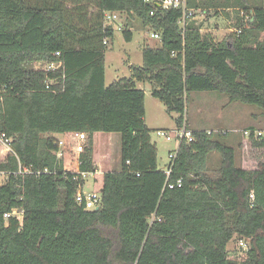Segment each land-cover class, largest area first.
Instances as JSON below:
<instances>
[{
    "label": "trees",
    "instance_id": "16d2710c",
    "mask_svg": "<svg viewBox=\"0 0 264 264\" xmlns=\"http://www.w3.org/2000/svg\"><path fill=\"white\" fill-rule=\"evenodd\" d=\"M186 7L193 15L181 25V9L143 0H0V133L11 139L0 170L19 163L50 170L11 174L0 185V264H264V125L248 136L261 150L254 169L235 164L226 134L192 129L167 176L145 124L144 90L136 87L148 82L178 115L177 127L186 122L190 90L224 93L264 116V0H186ZM234 7V30L219 41L192 21L197 11ZM105 12L136 17L160 40L142 48L129 77L109 85L105 51L114 28ZM123 35L132 39L128 28ZM38 61L61 66L44 71L33 67ZM81 132L79 170L87 172L97 170L93 135H120V167L103 173L93 210L75 200L83 179L54 154L55 134ZM212 152L219 154L214 174ZM178 179L180 186H167ZM14 207L21 221L5 220ZM234 235L248 240L244 259L228 256Z\"/></svg>",
    "mask_w": 264,
    "mask_h": 264
},
{
    "label": "rangeland",
    "instance_id": "374dc122",
    "mask_svg": "<svg viewBox=\"0 0 264 264\" xmlns=\"http://www.w3.org/2000/svg\"><path fill=\"white\" fill-rule=\"evenodd\" d=\"M227 16V20L220 16ZM236 9L228 10H206L197 11L193 16V22L201 27V32L214 35L215 39L224 38L230 32L227 29L234 28L236 18L239 16ZM224 16V17H225ZM222 18V19H221ZM114 28L112 41L105 51V84L109 85L112 81L129 77L131 68L137 67L142 62V48L145 46L159 47V38L150 36L151 29L142 25L141 21L134 16H127L120 13L114 21L111 22ZM217 25V28L215 27ZM128 28L132 32V39L127 41L123 35V29ZM44 62L38 61L33 64L34 68H42ZM137 88L143 89L145 93V115L144 120L150 129V137L157 148V167L165 170L170 162L169 152L175 150L178 141L172 131L176 130L177 114L169 113L162 102L151 94V87L148 82H138ZM185 120L187 128L212 129L216 132L225 131V137L222 140L225 144L233 146L235 149V164L237 166H248L252 169L257 166L261 158V150L254 149L250 145V140L245 130L260 131L263 127L264 116L262 110L253 104H247L240 101H232L221 92L214 90H190L186 96L185 102ZM157 130H163L170 134L172 138L167 140L165 136L157 134ZM106 133L98 134L94 147L95 165L97 171L89 175L83 184L84 191L98 190L102 183V175L108 170H117L120 167V135L111 133L106 140H101V136ZM55 136H57L55 134ZM7 153L6 147L0 141V161ZM72 165V164H71ZM208 169L211 174L216 172L219 165V154L212 152L208 156ZM95 177V178H94ZM248 247V240H242L234 235L228 242L227 249L229 258L241 260L245 257V251Z\"/></svg>",
    "mask_w": 264,
    "mask_h": 264
},
{
    "label": "built area",
    "instance_id": "2783aa9c",
    "mask_svg": "<svg viewBox=\"0 0 264 264\" xmlns=\"http://www.w3.org/2000/svg\"><path fill=\"white\" fill-rule=\"evenodd\" d=\"M145 3H150L152 5H157L163 8H179L182 10V17L180 19V24L184 25L185 21L187 18L191 17L193 15V11L190 9H187L186 7V0H143ZM149 14H153V9L149 11ZM105 20L108 22H112L118 17V13L116 12H105L104 13ZM237 32L239 30H236ZM150 36L153 38H159L158 33L156 32H151ZM56 56L58 55V52L55 54ZM61 66L60 61H49V62H44V65L42 69L44 71H49V70H56ZM211 132H216V130H207V133ZM255 135H259V131H253ZM222 134H226V132L223 130L221 131ZM251 133V130H245L244 134H249ZM157 134L165 136L167 140H170L172 136L168 134L167 132L163 130H157ZM172 134L175 135L178 145L182 139H185L187 141H191L193 139L192 136V131L191 129L187 128L186 122L184 121L180 126L176 128V130L172 131ZM56 141V150L54 151V154L56 156L57 160L62 161V166L66 171H69L70 173L75 174V178L80 177L83 179V181L86 180V178L89 175H92L95 172H87V171H81L79 170V155L83 151L86 140H87V135L83 132L81 133H70L67 135V139L64 135L59 134V136H55ZM0 141L2 144L6 147V150L11 152L10 148V142L11 139L7 137L4 133H0ZM66 145L69 146V150L66 151ZM178 147V146H177ZM176 150H173L169 152V158H170V164L173 161L175 155H176ZM8 154V153H7ZM72 164V165H71ZM50 170L45 167L42 170H37V171H32L29 167L22 165L19 163L18 169L16 171H4L0 170V185H3L6 183L7 179L9 178V175H19V174H25V173H33L36 175L42 174V173H49ZM165 173L168 176L170 174V166L167 165L165 168ZM95 178V177H94ZM175 185L180 186L181 185V179H178L175 184L174 183H167V186L169 188H173ZM75 200L78 204L83 205V207L86 210H93L97 209L99 207V202H100V194L98 190L94 189L92 191H84L83 190V185L77 190L75 194ZM22 209H19L17 207L12 208L9 212H5L3 214V218L5 220L8 219V217H16L19 221L22 219ZM242 242V241H241Z\"/></svg>",
    "mask_w": 264,
    "mask_h": 264
},
{
    "label": "crops",
    "instance_id": "0c3cea01",
    "mask_svg": "<svg viewBox=\"0 0 264 264\" xmlns=\"http://www.w3.org/2000/svg\"><path fill=\"white\" fill-rule=\"evenodd\" d=\"M229 9H230V8H229ZM232 9H233V8H232ZM234 9H236V10L238 11L240 8H238V7L235 8V7H234ZM227 10H228V9H227ZM249 12L252 13V10H250ZM224 16H225V15H224ZM224 16L222 15V16H220V17H222L223 19L227 20V16H225V17H224ZM222 18H221V19H222ZM215 27L217 28V25H215ZM200 30H201V28H200ZM233 30H234V28H230V27H229V28L227 29V32H230V31L232 32ZM213 36H214V35H213ZM222 38H223V37H222ZM222 38H221V39H222ZM221 39H219V40H221ZM214 40H215V41H219L218 39H215V37H214ZM137 83H138V82H137ZM137 83H136V84H137ZM186 125H187V124H186ZM263 125H264V123H263ZM187 126H188V125H187ZM188 128H189V127H188ZM189 129H191V130H192V129L200 130V129H203V128H199V127H198V128H197V127L195 128V127L193 126V128H189ZM261 129H262V128H261ZM207 130H212V129H207ZM254 131H255V130H254ZM259 132H260V131H259ZM98 134H100V133H95V134L93 135V160H94V163H95V155H96V153H95V151H94V150H95L94 147H95V144H96V139H97V137H99ZM106 134H107V135H105V136H101L100 139H101V140H103V139H106V140H107V139L110 137V134H111V133H106ZM56 135L59 136V134H56ZM155 145H156V144H155ZM96 165H97V164H96ZM240 167H242V168H244V169H249L248 166H245V165H242V166H240ZM254 168H255V166H253L252 169H254ZM96 171H97V170H96Z\"/></svg>",
    "mask_w": 264,
    "mask_h": 264
}]
</instances>
